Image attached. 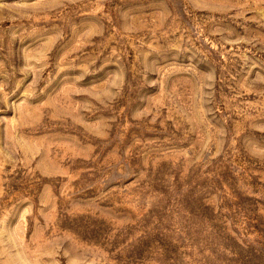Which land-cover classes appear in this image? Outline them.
<instances>
[{
	"label": "rangeland",
	"instance_id": "1",
	"mask_svg": "<svg viewBox=\"0 0 264 264\" xmlns=\"http://www.w3.org/2000/svg\"><path fill=\"white\" fill-rule=\"evenodd\" d=\"M0 264H264V0H0Z\"/></svg>",
	"mask_w": 264,
	"mask_h": 264
}]
</instances>
